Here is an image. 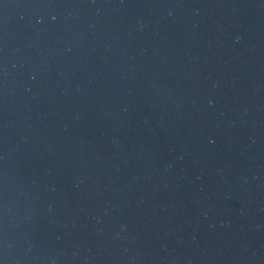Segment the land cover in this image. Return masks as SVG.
Here are the masks:
<instances>
[{
    "label": "water",
    "instance_id": "water-1",
    "mask_svg": "<svg viewBox=\"0 0 264 264\" xmlns=\"http://www.w3.org/2000/svg\"><path fill=\"white\" fill-rule=\"evenodd\" d=\"M0 264H264V0H0Z\"/></svg>",
    "mask_w": 264,
    "mask_h": 264
}]
</instances>
